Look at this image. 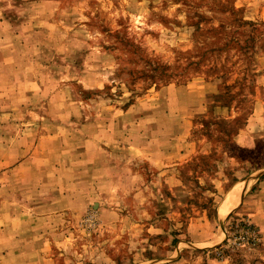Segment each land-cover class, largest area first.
<instances>
[{
    "label": "rangeland",
    "instance_id": "obj_1",
    "mask_svg": "<svg viewBox=\"0 0 264 264\" xmlns=\"http://www.w3.org/2000/svg\"><path fill=\"white\" fill-rule=\"evenodd\" d=\"M0 264H264V0H0Z\"/></svg>",
    "mask_w": 264,
    "mask_h": 264
},
{
    "label": "bare ground",
    "instance_id": "obj_2",
    "mask_svg": "<svg viewBox=\"0 0 264 264\" xmlns=\"http://www.w3.org/2000/svg\"><path fill=\"white\" fill-rule=\"evenodd\" d=\"M253 181H254V178H251L247 182L239 183L236 185V187L234 188V190L228 197V200L224 201V203L220 207V212L222 215L226 214L228 211H230L231 209L235 207V205L237 204L238 197L241 194V192L248 189L251 186Z\"/></svg>",
    "mask_w": 264,
    "mask_h": 264
}]
</instances>
